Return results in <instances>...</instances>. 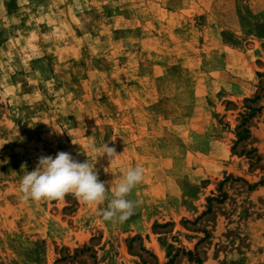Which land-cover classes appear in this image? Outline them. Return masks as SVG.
<instances>
[{
  "label": "rangeland",
  "instance_id": "rangeland-1",
  "mask_svg": "<svg viewBox=\"0 0 264 264\" xmlns=\"http://www.w3.org/2000/svg\"><path fill=\"white\" fill-rule=\"evenodd\" d=\"M105 143L106 187L143 168L126 221L20 200ZM0 264H264V0H0Z\"/></svg>",
  "mask_w": 264,
  "mask_h": 264
},
{
  "label": "clouds",
  "instance_id": "clouds-1",
  "mask_svg": "<svg viewBox=\"0 0 264 264\" xmlns=\"http://www.w3.org/2000/svg\"><path fill=\"white\" fill-rule=\"evenodd\" d=\"M88 147L94 154L93 161L87 159L79 162L70 153L63 151L58 152L55 157L41 155L36 168L26 171L20 180V200H62L69 193L84 204L100 205L108 200L107 207L101 211L103 219L113 223L126 221L134 214L139 203L128 197L142 182L143 168L140 165L130 168L119 183L113 186L111 182L110 187H106L109 182L100 181L95 170L97 158L107 157L111 163L119 155L108 143L102 145V150L94 144ZM21 167L26 169V165Z\"/></svg>",
  "mask_w": 264,
  "mask_h": 264
}]
</instances>
